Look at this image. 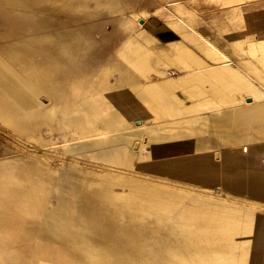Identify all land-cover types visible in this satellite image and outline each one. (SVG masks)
<instances>
[{
    "label": "rangeland",
    "instance_id": "rangeland-1",
    "mask_svg": "<svg viewBox=\"0 0 264 264\" xmlns=\"http://www.w3.org/2000/svg\"><path fill=\"white\" fill-rule=\"evenodd\" d=\"M226 1L36 0V45L69 55L70 111L46 121L36 109L23 133L0 124V264H264V146L246 137L134 141L122 123L144 97L128 102L124 87L150 89L129 61L157 46L143 33L179 40L168 21L185 20L221 43L240 21ZM223 218L231 237L217 232Z\"/></svg>",
    "mask_w": 264,
    "mask_h": 264
},
{
    "label": "crops",
    "instance_id": "crops-1",
    "mask_svg": "<svg viewBox=\"0 0 264 264\" xmlns=\"http://www.w3.org/2000/svg\"><path fill=\"white\" fill-rule=\"evenodd\" d=\"M226 2L235 4L232 14L238 13L240 21L239 26L234 23L230 31L222 32L221 43L193 31L185 20L168 21L179 40L158 44L143 33L144 39L165 49L169 59L155 64L149 77L139 72L143 77H137L138 84L150 82L154 90L151 96L164 100L159 104L141 93L143 99L133 107L134 119L122 121L128 126L123 129L137 131L134 141H231L246 137L264 146V0ZM167 99H173L170 104L174 110L167 107ZM244 115L255 122L244 120ZM228 122L233 124L231 131H227Z\"/></svg>",
    "mask_w": 264,
    "mask_h": 264
},
{
    "label": "bare ground",
    "instance_id": "bare-ground-1",
    "mask_svg": "<svg viewBox=\"0 0 264 264\" xmlns=\"http://www.w3.org/2000/svg\"><path fill=\"white\" fill-rule=\"evenodd\" d=\"M24 11L30 26L27 43H23L21 38V18ZM38 23L36 0H0V124L11 131L25 132L26 122L32 123L34 114L41 113L36 109L46 111V121L55 113L65 116L70 111L67 105L68 52L64 50L58 53L54 47L37 46L35 41ZM74 51L79 53L81 47L77 46ZM168 59L166 50L154 45L150 49L138 48L129 56L131 65L147 77L155 64ZM23 65L28 67V72L24 74L16 70L17 66ZM128 89L124 90L128 102H133L136 95L142 92L149 95L154 91L153 88L144 89L137 85ZM43 97L48 99V103H43L45 100L42 102ZM54 105L59 106L55 108ZM31 109L33 113L30 114ZM65 203L58 198L59 205ZM195 216L201 219L203 213L196 211ZM216 220L217 232L222 233L225 238L231 237L233 230L224 228L228 220Z\"/></svg>",
    "mask_w": 264,
    "mask_h": 264
},
{
    "label": "water",
    "instance_id": "water-1",
    "mask_svg": "<svg viewBox=\"0 0 264 264\" xmlns=\"http://www.w3.org/2000/svg\"><path fill=\"white\" fill-rule=\"evenodd\" d=\"M70 217V216H69ZM71 218H78V216L77 217H71Z\"/></svg>",
    "mask_w": 264,
    "mask_h": 264
}]
</instances>
